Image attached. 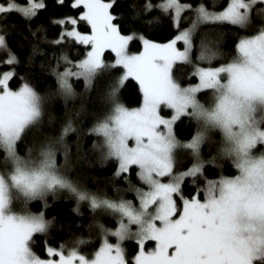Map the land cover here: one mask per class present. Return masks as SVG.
Masks as SVG:
<instances>
[{"label":"snow or ice","instance_id":"6c2138e0","mask_svg":"<svg viewBox=\"0 0 264 264\" xmlns=\"http://www.w3.org/2000/svg\"><path fill=\"white\" fill-rule=\"evenodd\" d=\"M115 8L116 0H0V264H264V0ZM165 20L170 35L152 38ZM13 32L30 45L23 59L7 43ZM45 72L54 82L41 83ZM129 88L137 106L122 99ZM78 97L86 103L69 109ZM84 118L91 155L81 154ZM94 163L111 165L104 187L88 171ZM62 190L74 212L82 202L93 210L87 228L101 239L90 253V235L70 223L67 242L48 240L65 229L48 214Z\"/></svg>","mask_w":264,"mask_h":264},{"label":"trees","instance_id":"16d2710c","mask_svg":"<svg viewBox=\"0 0 264 264\" xmlns=\"http://www.w3.org/2000/svg\"><path fill=\"white\" fill-rule=\"evenodd\" d=\"M18 2L23 3V2H25V0H18ZM139 2H143V0H139ZM153 2H156V0H153ZM183 2L195 3V2H199V0H183ZM203 2L206 3L209 7L212 6V0H203ZM219 2L223 3V0H219ZM128 3H129V0H116V8L114 10L117 12L125 11ZM63 10H67V9H63ZM183 15H187V13H184ZM39 17H40V19H46L47 13L44 11H41L39 14ZM14 18H16V17H14ZM187 23H188V21L182 20L181 26H187ZM34 24H35V21H34ZM207 27H213V26L208 25ZM225 31H226L225 40L222 43L228 44V42L230 40L235 39V36H234L233 32L230 30V26H226ZM171 32H172V29H170L168 27L167 21L165 20L164 27L158 28V29L152 31L151 35H152V38L162 39V38L168 37ZM53 34H54V29L49 28L47 35L51 38L53 36ZM6 39H7L8 45L17 53V55H19L21 57V59H23L24 57L27 56L28 52L30 51V45L26 44L24 47H20L17 43V41L20 40V37L17 33L13 32V33L9 34L6 37ZM40 46L41 47H47V45H45L43 43H41ZM132 49L135 50L136 45L133 44ZM49 51H50V49H49ZM77 51H78L77 49H73L71 51V54L73 56H75L77 54ZM111 56H113V54L109 50H106L105 58L108 59V58H111ZM41 58L42 57L40 56V54L37 53V55H36L37 64L39 63V60ZM0 60H4V61L7 60L6 51L4 49L0 50ZM53 63H55V61H53ZM3 67H4V65L0 64V69H3ZM22 70H23V68H21V71ZM183 79L186 82L188 80L187 76L183 77ZM48 82H54V77H52L50 74L45 72L43 81L41 83H48ZM34 83H36V81H34ZM74 84L76 85L78 92L83 91L82 80L76 81L74 79ZM40 86H41V84L38 83L37 87L39 88ZM122 99L126 104H128L130 106H137L136 105L137 95L130 88L126 89L124 91ZM82 102L86 103V100L81 98V97H78L75 101H70L68 107H69V109H72L73 107H78ZM61 107H62V103H61ZM186 124H187V121H185L184 123H178L177 131H178V133L181 134V138H183V133L185 132ZM88 126H90V121H88L86 118H84L82 123H79L81 154L82 155L85 152H89V155H91V153L89 151L90 145H91V140L95 139L94 136H92L90 138L89 134L86 132V128ZM192 131L193 132L195 131V124L194 123L192 125ZM67 139H68V143H69L70 148H71L73 160H75V155H76L75 141L77 139V133H75V132L69 133ZM78 168H79V166L77 165L76 167H74L73 169L70 170V175L73 178L76 177ZM110 169H111L110 164L101 165L99 163H94L93 165H91L88 168V171L92 175L99 178L98 182H99L100 187H104V185L106 184L105 177H107L110 174ZM225 174H228V173H225ZM87 183H88L89 188L95 189L97 187V183L92 181L91 176L88 177ZM124 187H126V185ZM105 190L108 191L109 195L112 194V190H111L110 185L107 188H105ZM129 196H132V192L130 193V192L126 191L124 193V197L127 199ZM50 203L53 206L49 210L48 214L50 216L53 214H56L58 216V222L65 225L64 230H61L58 228L53 229L52 233L49 234L48 240L51 244L58 245L61 240H64L67 242L71 238L69 236L68 231H67L68 225L70 223L71 224V231L73 233H76L77 235H82L86 238L89 237V235L91 237V243H89L82 250L90 253L95 247H98V241H99L100 237L97 235L96 231H94V230L91 231V233H89V229L87 228V225L92 221L93 210L88 206V204L86 202L81 203L80 212L76 213L73 211V208L76 205L75 198L70 193H68L66 190H62L59 193L58 198L54 201L50 200ZM41 204H42V202H41ZM28 206L32 211L39 210L38 205L35 201L30 202ZM96 218L99 219L102 223H105L109 227L113 226L114 218L112 216L106 214V213H103V212L96 213ZM42 242H43V237L41 235H37L36 241L33 244L34 250L37 251L41 255H43V252L41 251ZM125 246L129 251H131L132 250V241L131 240L125 241Z\"/></svg>","mask_w":264,"mask_h":264},{"label":"rangeland","instance_id":"374dc122","mask_svg":"<svg viewBox=\"0 0 264 264\" xmlns=\"http://www.w3.org/2000/svg\"><path fill=\"white\" fill-rule=\"evenodd\" d=\"M1 50V49H0ZM114 55V54H113ZM205 64H207V62H205ZM75 79V78H74ZM83 82V81H82ZM193 82H195V81H193ZM83 87V86H82ZM131 193V192H130ZM135 196V193L134 192H132V196H129L127 199H133V197ZM113 217V216H112ZM114 218V217H113ZM115 219V218H114ZM100 239H101V237H100ZM99 239V240H100ZM109 239L110 240H112L113 242H114V238L111 236V235H109ZM130 240V239H129ZM149 246H151V245H149Z\"/></svg>","mask_w":264,"mask_h":264}]
</instances>
